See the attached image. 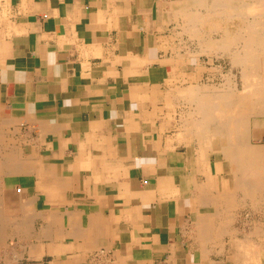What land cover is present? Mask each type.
Returning <instances> with one entry per match:
<instances>
[{"label": "crops", "instance_id": "0c3cea01", "mask_svg": "<svg viewBox=\"0 0 264 264\" xmlns=\"http://www.w3.org/2000/svg\"><path fill=\"white\" fill-rule=\"evenodd\" d=\"M184 1L0 0L2 264H215L182 129L208 81L170 61Z\"/></svg>", "mask_w": 264, "mask_h": 264}, {"label": "bare ground", "instance_id": "6f19581e", "mask_svg": "<svg viewBox=\"0 0 264 264\" xmlns=\"http://www.w3.org/2000/svg\"><path fill=\"white\" fill-rule=\"evenodd\" d=\"M184 2V32L193 43L190 41L191 49L182 50L179 45L171 49L175 54L170 61L190 66L194 61L198 71L190 74L192 78L203 74L201 53L212 61L217 49H225L230 64L225 70L215 66L211 73L207 72L208 82L190 83L184 91L190 94L187 112L196 117L187 119L186 128L182 129L186 138L196 139L198 167L205 174L199 183V203L204 212L198 221V238L209 244L226 239V243L222 241L224 247L221 242L214 251L218 253L223 247L224 254L236 264H264V141L255 135L264 127V0ZM190 6L193 16L188 12ZM205 21L210 22L208 27L204 26ZM211 155L212 169L208 165ZM5 157L0 153V173ZM238 207L246 210L247 218L243 225L235 226L232 221ZM4 222L13 221L3 214L0 200V240L5 236Z\"/></svg>", "mask_w": 264, "mask_h": 264}, {"label": "rangeland", "instance_id": "374dc122", "mask_svg": "<svg viewBox=\"0 0 264 264\" xmlns=\"http://www.w3.org/2000/svg\"><path fill=\"white\" fill-rule=\"evenodd\" d=\"M201 11V10H200ZM202 13L204 14V16L206 17V15H207V13H205L203 10H202ZM201 15V14H200ZM202 16V15H201ZM209 26L210 25V22L209 21H205V24H204V26ZM184 34H185V36L183 37V38H180V40H181V43H182V45H185V47L186 48H188V49H191V47H192V44L190 43V41L192 42V40H191V38H189L188 37V35L184 32ZM187 40V41H186ZM186 41V42H185ZM193 43V42H192ZM187 45H190V46H187ZM182 50H185V49H182ZM224 51H225V49L223 50V49H217L216 50V53L214 54V56H212L211 57V59H212V61H209V58L207 57V54L206 53H201L200 54V62H201V65L203 66V68L204 69H202L201 68V70H202V73L203 74H201V77L202 78H204L205 80H206V78H207V76H208V73L207 72H212V70H214V68H215V66H221V68H223V70H225V69H227L228 67H229V62H228V57L224 54ZM217 56V57H216ZM224 59V60H223ZM193 63H195L194 61H192ZM195 66H196V64H195ZM213 67V68H212ZM233 70L234 71H237L236 70V68L234 67L233 68ZM198 70H196L195 72H197ZM255 135L258 137V140L259 141H264V127L262 126L261 128H259L258 129V131H256L255 132ZM263 137V138H262ZM7 153V151H2L1 152V149H0V153H3V154H6ZM1 176H2V173H0V179H1ZM1 181V180H0ZM0 188H1V182H0ZM241 209L238 207V208H236V211L237 212H235L236 214L234 215V220L232 221V224L234 223V221L236 220V219H238L237 221H243V218L242 217H240L241 216V214H240V211ZM246 210H244V211H242L243 212V216L245 215V214H247V213H245L244 214V212H245ZM241 212V213H242ZM237 216H239V217H237ZM19 217H21V216H19ZM241 219V220H240ZM245 221V220H244ZM243 221V222H244ZM234 225V224H233ZM242 225V224H241ZM1 241V240H0ZM222 241H224L225 243L227 242L226 241V239L225 240H222ZM221 241V242H222ZM221 242H219L218 244H211V246H210V248H214L213 250H215V248L217 247V249L220 247V243ZM224 242H222V245L221 246H223L224 247V245H223V243ZM6 243H7V246L5 245V246H1V253H3L4 255H2V254H0V256H1V258L3 259V258H11V256L12 255H10L8 252L10 251V249H12V248H16V246H15V244H14V241L12 240V241H10L9 240V242L8 241H6ZM217 245H219V247L217 246ZM222 247V249L218 252V253H216V255H217V257H219L217 260H220L219 261V263L220 262H222V264H224V262H223V260L226 258V259H231L232 257L231 256H228L227 254H224V248ZM5 249L6 250H8V251H5ZM17 249V248H16ZM3 251V252H2ZM5 251V252H4ZM220 255H223V256H220ZM221 257L223 258V259H221ZM3 262V261H2ZM2 262H0L1 264H2ZM8 264H17V259H16V262L14 261V262H11V261H8ZM233 264H236V263H233Z\"/></svg>", "mask_w": 264, "mask_h": 264}]
</instances>
